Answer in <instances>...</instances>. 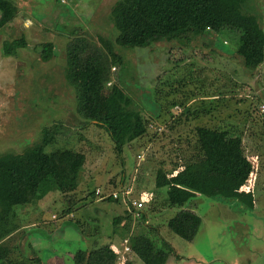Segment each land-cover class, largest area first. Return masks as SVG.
Segmentation results:
<instances>
[{
	"label": "rangeland",
	"instance_id": "rangeland-1",
	"mask_svg": "<svg viewBox=\"0 0 264 264\" xmlns=\"http://www.w3.org/2000/svg\"><path fill=\"white\" fill-rule=\"evenodd\" d=\"M13 1L16 16L0 29V154L21 152L49 129L55 134L46 151L71 148L86 156L75 204L45 181L38 200L15 207L19 227L6 239L15 252L37 255L43 264H74L83 259L80 250L112 245L117 264H145L131 245L135 236L146 235L174 248L166 264H264V61L245 67L235 52L237 36L227 33L144 48L115 45L122 60L111 66L101 106L111 85L120 83L131 98L129 108L145 121L121 157L106 132L77 112L74 88L64 78L74 30L94 41L115 40L118 32L109 17L116 0ZM245 9L264 28V0H247ZM21 37L26 46L3 55V42ZM45 42L53 44V56L44 62ZM197 126L241 136L253 165L245 188L253 192V208L200 194L181 207L168 204L166 187L156 186V178L195 156ZM96 187L116 189L119 202L91 198ZM126 187L129 200L141 201V207L128 209ZM175 215L199 222L192 240L168 229Z\"/></svg>",
	"mask_w": 264,
	"mask_h": 264
},
{
	"label": "trees",
	"instance_id": "trees-1",
	"mask_svg": "<svg viewBox=\"0 0 264 264\" xmlns=\"http://www.w3.org/2000/svg\"><path fill=\"white\" fill-rule=\"evenodd\" d=\"M247 0H116L110 18L118 34L114 41L99 37L92 40L74 30L66 46L64 78L73 86L76 110L87 122L103 129L122 157L123 147L137 138V128L144 126L141 113L129 108L131 98L120 83H113L104 105L101 95L110 80L113 63L122 60L115 45L122 48L147 47L162 40L189 43L193 37L208 32L227 33L238 39L236 54L247 68L254 69L264 61V28L258 16L246 8ZM17 13L13 0H0V29ZM23 37L4 41L2 53L15 55L25 47ZM53 56V44H42L40 58ZM197 153L176 172L156 178V186L166 187L170 206L181 207L196 195L237 200L247 208L254 207L253 192L245 190L253 165L245 155L242 138L227 129L197 126ZM55 131L44 130L40 142L26 146L21 152L0 154V264H43L37 255L15 252L7 238L19 227L15 207L33 203L39 189L47 185L65 195L70 205L76 203L75 191L86 161L85 153L71 148L46 151ZM91 192L108 202H119L113 190ZM49 189L46 188V191ZM38 197V198H37ZM92 204V202H90ZM127 204V203H126ZM128 209L132 208L127 204ZM139 212L142 211H138ZM144 217V214L142 215ZM168 229L190 241L199 222L175 215ZM131 250L145 264H166L174 248L164 242L156 245L146 235L135 236ZM17 251V249H16ZM116 251L110 245L90 248L80 263L117 264ZM123 264H134L131 260Z\"/></svg>",
	"mask_w": 264,
	"mask_h": 264
},
{
	"label": "built area",
	"instance_id": "built-area-1",
	"mask_svg": "<svg viewBox=\"0 0 264 264\" xmlns=\"http://www.w3.org/2000/svg\"><path fill=\"white\" fill-rule=\"evenodd\" d=\"M260 110L264 111V105H261V106H260ZM96 192L99 193V194L101 193L99 189H97ZM122 192H124V196L128 199L127 204H128L129 206H131L132 208H135V209H136V208H139V207L142 206L141 201H138V200L135 199V198L132 199V200H129L128 197L131 195V193H130V190H129L128 187H126L125 189H122ZM112 195H113L114 197H118L117 191L112 192ZM126 249H127V248H126Z\"/></svg>",
	"mask_w": 264,
	"mask_h": 264
},
{
	"label": "crops",
	"instance_id": "crops-1",
	"mask_svg": "<svg viewBox=\"0 0 264 264\" xmlns=\"http://www.w3.org/2000/svg\"><path fill=\"white\" fill-rule=\"evenodd\" d=\"M112 9V8H111ZM110 12H111V10H110ZM110 18V17H109ZM110 21H111V18H110ZM112 22V21H111ZM30 246H31V244H29ZM32 247V246H31ZM111 247H113L112 245H111ZM33 249H34V251L36 250L37 251V249L35 248V246L33 247ZM90 249V248H89ZM87 250L88 249H86V250H80V252H82V251H84L83 253H84V257H85V253H87ZM113 250H115L114 248H113ZM39 254V253H38ZM72 261H74L73 259H72ZM74 264H76V262H74Z\"/></svg>",
	"mask_w": 264,
	"mask_h": 264
}]
</instances>
